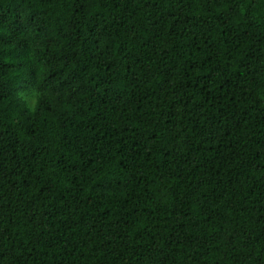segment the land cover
Returning <instances> with one entry per match:
<instances>
[{"label": "trees", "instance_id": "1", "mask_svg": "<svg viewBox=\"0 0 264 264\" xmlns=\"http://www.w3.org/2000/svg\"><path fill=\"white\" fill-rule=\"evenodd\" d=\"M0 264H264V0H0Z\"/></svg>", "mask_w": 264, "mask_h": 264}]
</instances>
